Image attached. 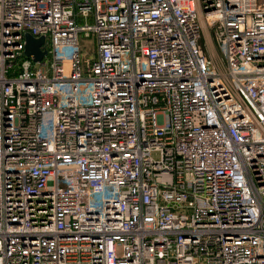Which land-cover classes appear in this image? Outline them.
I'll return each instance as SVG.
<instances>
[{
	"label": "built area",
	"instance_id": "obj_1",
	"mask_svg": "<svg viewBox=\"0 0 264 264\" xmlns=\"http://www.w3.org/2000/svg\"><path fill=\"white\" fill-rule=\"evenodd\" d=\"M0 264H264V0H0Z\"/></svg>",
	"mask_w": 264,
	"mask_h": 264
},
{
	"label": "water",
	"instance_id": "obj_2",
	"mask_svg": "<svg viewBox=\"0 0 264 264\" xmlns=\"http://www.w3.org/2000/svg\"><path fill=\"white\" fill-rule=\"evenodd\" d=\"M25 38V55L33 57L36 62L41 61L47 54V50L42 48L46 42L45 37H35L31 33H26Z\"/></svg>",
	"mask_w": 264,
	"mask_h": 264
},
{
	"label": "rangeland",
	"instance_id": "obj_3",
	"mask_svg": "<svg viewBox=\"0 0 264 264\" xmlns=\"http://www.w3.org/2000/svg\"><path fill=\"white\" fill-rule=\"evenodd\" d=\"M203 41H205V42H207V40L205 39V40H203ZM209 42H211L210 40H209ZM212 43V42H211ZM46 58H49V55H47L46 56Z\"/></svg>",
	"mask_w": 264,
	"mask_h": 264
}]
</instances>
